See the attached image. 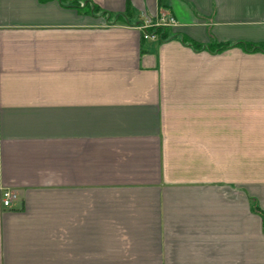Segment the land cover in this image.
<instances>
[{"label": "crops", "instance_id": "1", "mask_svg": "<svg viewBox=\"0 0 264 264\" xmlns=\"http://www.w3.org/2000/svg\"><path fill=\"white\" fill-rule=\"evenodd\" d=\"M162 14L264 44V0H0V264H264V53Z\"/></svg>", "mask_w": 264, "mask_h": 264}, {"label": "trees", "instance_id": "2", "mask_svg": "<svg viewBox=\"0 0 264 264\" xmlns=\"http://www.w3.org/2000/svg\"><path fill=\"white\" fill-rule=\"evenodd\" d=\"M76 5L77 8H79V3H73ZM84 8L88 10L87 12L95 15L100 14L103 16L107 23H127L124 21L123 16L121 15H115L112 16L111 14H108L107 12L101 11L98 9V7L89 4V2L84 3ZM147 33L156 35L158 40L160 41H166L173 38H178L181 40L182 43L186 44L187 46L191 47L192 49L196 51L206 50L212 53H219L222 52L230 47H240L246 52H262L264 53V44H249V43H243L238 42L234 44H228V43H213V44H200L197 42H194L190 40L189 38H186L185 36H182L178 33H173L170 28L167 27H153L146 30Z\"/></svg>", "mask_w": 264, "mask_h": 264}, {"label": "built area", "instance_id": "3", "mask_svg": "<svg viewBox=\"0 0 264 264\" xmlns=\"http://www.w3.org/2000/svg\"><path fill=\"white\" fill-rule=\"evenodd\" d=\"M174 20L172 18H166L164 14L155 18V21H146L139 25V30L142 32L143 39L154 40L157 38L156 35L149 34L146 32L149 28L153 27H170L174 25ZM18 199V195L10 190H4L1 193V203L4 208L12 207L13 203Z\"/></svg>", "mask_w": 264, "mask_h": 264}]
</instances>
